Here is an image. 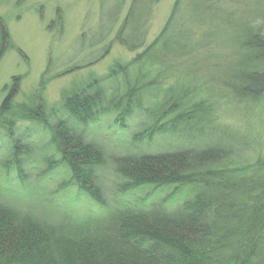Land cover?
<instances>
[{"label":"trees","instance_id":"16d2710c","mask_svg":"<svg viewBox=\"0 0 264 264\" xmlns=\"http://www.w3.org/2000/svg\"><path fill=\"white\" fill-rule=\"evenodd\" d=\"M158 1L129 0L116 38L135 56L104 74L88 71L55 105L43 94L47 71L25 100L15 101L19 76L4 86L0 264H264L260 138L216 123L207 86L181 71L184 59L197 60V23L180 16L193 1L199 11L226 6L229 15L215 16L205 31H221L233 46L223 84L264 100V24L247 16L264 23V0H255L254 13V0H175L146 43ZM126 2L115 1L113 20L90 52L110 35ZM242 2L243 9H232ZM10 47L0 16V59ZM253 128L262 129L264 145V120Z\"/></svg>","mask_w":264,"mask_h":264},{"label":"rangeland","instance_id":"374dc122","mask_svg":"<svg viewBox=\"0 0 264 264\" xmlns=\"http://www.w3.org/2000/svg\"><path fill=\"white\" fill-rule=\"evenodd\" d=\"M115 1L0 0V16L4 19L11 40V47L0 59V102L4 96L3 88L11 82L13 76L20 77L18 92L15 96V101L19 102L25 100L29 94L39 88L42 75L47 71L44 76L47 82L43 94L50 105H55L59 102L61 91L83 79L88 71L104 74L116 60L127 61L135 56L137 51L127 50L116 38L129 0L120 15L121 19L116 23L110 35L103 42L93 46L90 49L92 52L88 49L107 31L109 21L113 20L112 15L115 13ZM174 1L159 0L154 5L147 24L146 43L153 40L162 29L170 15ZM255 4L253 10L250 4L245 9L252 10L254 13V10L258 9V3L254 0L253 6ZM183 5L184 3H182V8ZM197 5L198 2H191L180 14L181 18L190 21L195 19L194 22L197 23V26L193 28L196 31L193 36L195 42L192 51L194 52L192 59L196 58L197 60H192L193 63H190L191 61L186 63V60L182 59L184 67L181 71L193 74L192 76L196 77L198 82L201 81L207 86L204 87L205 94L203 95L213 99L212 105L216 108V123L221 126H231V129H238L254 139L259 136L260 146L256 144L257 141L254 142L255 147L258 148L255 153L262 152L264 150V145H261L262 129L257 130L253 126H258L264 120V100L246 97L223 84L225 74L228 73L230 66H233L231 57L228 55L233 46L228 43L226 35L220 34L221 31L216 30L215 36H205L206 29L217 24L215 16L221 20L229 15V9L222 6L219 11H199L195 9ZM244 6L245 2L231 4L232 9L237 10L243 9ZM247 16L254 25L256 21H259L260 25L264 24L260 17L258 20L253 15V17ZM56 17H61V23L56 22ZM179 23L180 21L176 22V25L179 26ZM216 27L218 28V26ZM108 46V50L105 51L104 49ZM90 59L95 61L92 66L85 69H70L71 66L75 67L79 62L86 60L89 62ZM246 59H248L247 56ZM178 64L179 62L174 61L172 67ZM110 85L115 86L114 83H110ZM217 96L220 97V100L216 98ZM21 125L28 126V123H19L17 127ZM34 125L37 130L40 129V125ZM127 125H131L133 128L135 126L134 119L130 118ZM127 129L130 130L129 127ZM106 139L109 142L112 138ZM249 148L247 153L250 152ZM83 206L88 209L85 202H83Z\"/></svg>","mask_w":264,"mask_h":264}]
</instances>
